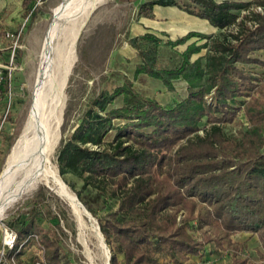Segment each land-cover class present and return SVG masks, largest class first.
I'll list each match as a JSON object with an SVG mask.
<instances>
[{
  "label": "trees",
  "instance_id": "obj_1",
  "mask_svg": "<svg viewBox=\"0 0 264 264\" xmlns=\"http://www.w3.org/2000/svg\"><path fill=\"white\" fill-rule=\"evenodd\" d=\"M155 5H175L220 29L176 39L174 44L191 36L205 41L189 43L175 67H162L156 49L132 40L141 58L135 73L170 91L182 81L186 95L166 106L135 90L127 77L112 90L102 89L61 142L59 174L97 218L110 264H194L190 257L209 243L233 249L230 264H253L238 256L242 244L231 236L255 234L264 248V79L245 68L264 67L256 55L264 50V12L255 9L264 0H146L138 13L152 18ZM22 7L24 15H36V0H23ZM142 38L159 40L151 33ZM0 86L8 91L7 75ZM239 115L244 130L230 136L224 127ZM203 118L207 125H201ZM86 190L103 206L114 201L115 207L97 216ZM37 209L15 230L16 243L3 264H23L20 255L31 245L43 249L42 264H75L52 226L35 221Z\"/></svg>",
  "mask_w": 264,
  "mask_h": 264
},
{
  "label": "rangeland",
  "instance_id": "obj_2",
  "mask_svg": "<svg viewBox=\"0 0 264 264\" xmlns=\"http://www.w3.org/2000/svg\"><path fill=\"white\" fill-rule=\"evenodd\" d=\"M144 1L146 0H105L93 9L86 19L77 40L75 61L64 91L61 138L53 154L57 170V154L61 142L70 136L80 122L89 100L102 89L112 90L121 85L127 77L133 82L135 90L145 96L155 97L166 106H171L186 95V84L182 81L175 82V89L170 91L157 79L144 73H135L136 65L141 58L132 45L133 39L142 48L156 49L158 61L162 67H175L180 64L181 53L189 43L200 44L205 41L197 36H191L183 43L174 44L176 39L190 31L206 34H217L220 31L217 27L213 25L212 27L205 19L189 14L175 5H155L153 10L157 17L142 16L138 13V9ZM58 2L59 0H37L35 16L24 15L23 9H18L19 5L16 3H6L0 12V74L3 78L7 75L9 82L7 92H3V86H0V118H3L8 110L1 128L3 135L0 172L10 147L26 120L31 96L30 81L37 66V51L49 23L52 8ZM19 26H21L20 33L17 31ZM145 33L154 34L159 40L143 39L142 35ZM205 51L206 48L200 53H193L190 59H195ZM13 54H15L14 59ZM256 55L264 59V50L257 52ZM245 68L259 79H264V67L251 64ZM117 103L119 99L116 100L115 104ZM241 119L239 115L233 122L226 124L225 132L230 136H239L244 130V126L239 121ZM114 122L116 126L122 123L119 120ZM201 125H207L205 118ZM113 134L114 131L108 133L105 140H111ZM60 177L64 179L63 176L60 175ZM65 177L67 180L75 181V189L81 188V181L74 179L70 174H66ZM67 186L74 191L69 185ZM83 196L95 208L97 216H103L116 205L114 201H111L106 207L103 206L96 200L93 191H83ZM68 204L60 195H57L55 190L41 184L9 206L0 220V264L8 262L5 258L7 251L3 245L4 228L18 230L22 223L32 216L34 206L39 208L35 210V212L39 210L35 221L44 227L52 226L61 240L63 250L75 264H91V262L104 264L106 258L93 228L99 224L97 218L93 216L94 219L89 221L83 216L80 222ZM231 239L242 244L238 252L239 257H246L253 264H264V248L255 234L242 232L233 234ZM106 248L108 249V245ZM232 251L234 250H218L213 243H209L201 255L190 257V262L230 264ZM37 256L36 246L31 245L20 255V259L23 264H33Z\"/></svg>",
  "mask_w": 264,
  "mask_h": 264
},
{
  "label": "bare ground",
  "instance_id": "obj_3",
  "mask_svg": "<svg viewBox=\"0 0 264 264\" xmlns=\"http://www.w3.org/2000/svg\"><path fill=\"white\" fill-rule=\"evenodd\" d=\"M103 1L59 0L52 8L30 81L27 117L0 172V220L9 206L41 184L55 190L69 203L78 221L83 220L79 199L60 177L53 154L61 138L64 91L75 61L77 40L90 11ZM93 228L106 258L104 264H108V250L97 226Z\"/></svg>",
  "mask_w": 264,
  "mask_h": 264
},
{
  "label": "built area",
  "instance_id": "obj_4",
  "mask_svg": "<svg viewBox=\"0 0 264 264\" xmlns=\"http://www.w3.org/2000/svg\"><path fill=\"white\" fill-rule=\"evenodd\" d=\"M255 9L261 13L264 12V6H256ZM3 81V76L0 74V85ZM7 112L8 110H6L1 124H0V151H1V147H2V135H1V128H2V123L5 119V117L7 116ZM17 240V233L13 228L10 227H5L4 228V235H3V245L6 248V251L11 250L14 247V244L16 243ZM37 248V247H36ZM38 250V259L34 261L33 264H42L43 261V249L41 248H37Z\"/></svg>",
  "mask_w": 264,
  "mask_h": 264
},
{
  "label": "water",
  "instance_id": "obj_5",
  "mask_svg": "<svg viewBox=\"0 0 264 264\" xmlns=\"http://www.w3.org/2000/svg\"><path fill=\"white\" fill-rule=\"evenodd\" d=\"M95 8V7H94ZM93 8V9H94ZM93 9L90 11V13L93 11ZM90 13H89V15H90ZM88 15V16H89ZM88 18V17H87ZM86 22V21H85ZM85 22L83 23V25H82V28H83V26L85 25ZM76 197H77V195H76ZM78 198V197H77ZM79 199V198H78ZM79 203H80V205L82 206V208H83V211H84V216L86 217V218H88L89 220H92V219H94V217H93V215H92V213L83 205V203L79 200ZM97 228H98V230H99V232H100V234H101V238H102V241L104 242V245L105 246H107V244H106V242H105V239H104V236H103V234H102V232H101V229H100V226H99V224L97 225ZM108 254H109V256H108V260H109V262H108V264H110V258H111V250H110V248L108 247Z\"/></svg>",
  "mask_w": 264,
  "mask_h": 264
},
{
  "label": "crops",
  "instance_id": "obj_6",
  "mask_svg": "<svg viewBox=\"0 0 264 264\" xmlns=\"http://www.w3.org/2000/svg\"><path fill=\"white\" fill-rule=\"evenodd\" d=\"M217 1H223V0H217ZM22 2H23V0H0V12L3 10V8H4V6H5V4L6 3H16V4H18L19 5V7H18V9H23V7H22ZM37 8V0H36V7H35V9ZM23 11H24V9H23ZM179 11H181V10H179ZM153 17H157V14H156V12H155V10H153ZM152 17V18H153ZM160 18V17H159ZM206 20V19H205ZM207 21V20H206ZM208 22V21H207ZM209 23V22H208ZM210 24V23H209ZM212 26V25H211ZM213 27V26H212Z\"/></svg>",
  "mask_w": 264,
  "mask_h": 264
}]
</instances>
